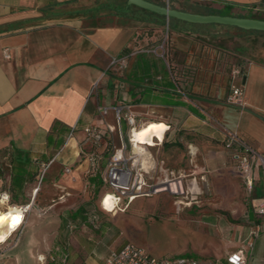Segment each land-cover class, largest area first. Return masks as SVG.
Masks as SVG:
<instances>
[{"label": "crops", "instance_id": "crops-1", "mask_svg": "<svg viewBox=\"0 0 264 264\" xmlns=\"http://www.w3.org/2000/svg\"><path fill=\"white\" fill-rule=\"evenodd\" d=\"M150 1L199 14L264 20V0ZM130 6L127 1L117 6L106 0H0V163L10 159L13 167L12 174L0 175V192L7 191L12 197L3 188L5 180L13 189H21L38 170L39 161L47 163L49 178L62 187L58 204L65 205L59 219L67 235L56 247L65 256L63 264H106L111 251L129 242L157 257H190L186 254L191 253V257L211 264H232L229 255L243 249L257 224L263 230L253 249H245L244 255L246 264H264V215L255 210L264 199L260 166L254 170L252 198L229 196L230 204H241L234 217L246 223L230 228L233 241L218 253L169 242L192 216L171 213L160 223L168 231L150 232L136 242L124 234L127 227L134 226L135 214L119 210L110 215L102 208L101 197L108 187L107 161L98 153L103 146L91 148L86 127H98L102 142L110 138L115 146L109 132L122 137L123 127H129L124 116L118 120L113 108L104 115L102 107L125 104L135 114L138 127L159 121L163 132L167 129L164 152L159 148L153 154L157 163L163 156L177 171L199 168L222 179L224 186H244L235 151L224 145L229 132L238 133L264 156V31L175 18L159 21L155 15ZM166 28L170 31V54L162 52L159 40ZM210 40L229 49L219 51L226 60L216 67L215 75L211 67L196 69L198 58L192 51L208 48ZM6 49L10 57H6ZM124 55L131 59V66L123 75L111 67V61ZM237 67L243 73L233 77ZM195 73L202 82L195 87L189 81L180 85L179 75ZM219 75L221 78L215 79L218 84L212 86L211 77ZM234 84L244 89L242 107L229 102ZM19 172L25 174L21 185ZM86 174L98 200L84 209L73 199L88 201ZM36 189L33 197L39 192L34 194ZM168 199H149L141 213L172 212L174 206H167ZM155 226L158 229L159 224Z\"/></svg>", "mask_w": 264, "mask_h": 264}, {"label": "rangeland", "instance_id": "rangeland-1", "mask_svg": "<svg viewBox=\"0 0 264 264\" xmlns=\"http://www.w3.org/2000/svg\"><path fill=\"white\" fill-rule=\"evenodd\" d=\"M106 3L111 5H124L125 0H106ZM169 32L164 29L159 37L160 42H163L161 49L162 52L170 54L171 47L169 42ZM218 41V40H217ZM211 44L209 49L206 47L189 48L193 51V54L198 58L196 69H204V67H211L213 75L216 74L219 65L225 62L219 51L228 52L229 49L220 48L214 43V40L208 41ZM216 45V46H214ZM213 49V50H212ZM226 49V50H225ZM192 53V52H191ZM203 62V64H201ZM131 66V59L128 60V67L124 71H120V74H127ZM219 74V73H218ZM211 84L215 86L219 81L215 79L221 78L219 76L211 77ZM178 81L182 87L189 81L192 86L195 87L196 83L201 81L196 73L195 75L182 74L178 76ZM193 87V88H194ZM109 135L113 137L116 146H120L124 140L128 141L129 127L123 129V138L116 133L115 136L112 132ZM163 144L159 146L150 147V151L153 154L161 150L164 152ZM160 164L158 174L165 177L169 173L170 178L182 177V184L178 187L179 193L173 194L170 190H165L152 195L139 196V198L133 203L130 208L126 209V212L134 217V226L127 227L125 229V235L130 240L138 242V240L145 239L149 236L150 232L158 231L159 233L168 231L161 227V222L164 219L170 218L171 213L182 215L183 217L192 216L190 220H184L187 226L177 230L176 234L171 236L169 242H173L175 245H190L195 249L209 250L212 253H218L222 251L226 245L232 243V236L229 235L230 228L236 225H243L246 222L237 220L234 215L237 211V207L241 204H230L229 196L238 195L244 198H252L247 195L244 186L240 188H233L224 186L222 179H218L217 176H212L205 171L193 167V170H188L187 167H182L181 170H175L171 167L170 163H166L163 156L159 157ZM162 160L164 163H162ZM47 164V163H46ZM42 163L37 164L38 170L29 177L27 183L23 188H16L8 186L5 180L3 188H7L11 194V205L8 208L0 209V214L4 217L0 220V264H57L60 262L63 264L65 256L62 251L56 247L64 243L67 235L66 230L61 223L59 216L65 211V205H59L61 198L62 187L55 185L49 178L48 166ZM164 165L165 171L162 169ZM0 175L5 178L12 174V165L10 159H5L0 163ZM210 175V176H209ZM89 175L86 174L84 181L86 182V195L88 201L80 203L82 197H77L73 201L77 203L78 207L87 208L91 203H95L98 196L95 193V187L89 181ZM196 182V185L192 182ZM38 187L37 197L32 196L33 188ZM40 188V189H39ZM168 197L167 206L173 205L172 212H153L142 214L145 212L143 209L144 204L149 202V199H153L156 196ZM33 201L31 208L22 215L18 216V224L16 226L11 223L12 214L9 212L12 209L20 210V208L13 207V204L25 205ZM182 201V202H179ZM75 206V207H77ZM145 207V206H144ZM140 209V210H139ZM176 209V210H175ZM113 212H110L112 215ZM155 214V215H154ZM159 224L158 229H155V225ZM19 228V229H18ZM18 229V230H17ZM17 230V231H16ZM15 231L6 241L10 232ZM170 231V230H169ZM170 238V235H168ZM188 256L193 254L188 253ZM190 256V257H191ZM66 262V260H64ZM65 264V263H64Z\"/></svg>", "mask_w": 264, "mask_h": 264}, {"label": "built area", "instance_id": "built-area-1", "mask_svg": "<svg viewBox=\"0 0 264 264\" xmlns=\"http://www.w3.org/2000/svg\"><path fill=\"white\" fill-rule=\"evenodd\" d=\"M168 3L171 0H166ZM6 57H10L9 52L5 51ZM129 56L114 57L111 61V67L117 71H124L128 67ZM243 70L239 67L233 70V77L240 76ZM245 93L241 85L234 84L229 97V102L237 105H245ZM110 108L115 110L118 120L124 116L129 125L128 141L120 146L113 148V153L106 167L105 181L108 190L101 197V206L105 211L117 212L125 211L129 204L139 196L152 195V193L161 192L160 189L170 190L173 194H178V187L182 184V177L170 178L169 173L162 177L158 174L159 165L152 153L150 147L159 146L162 140L157 134L152 135V142L146 140L143 143L137 141L134 136V130L137 126L135 114L130 111L125 104L115 105L113 107H102L101 112L105 115ZM164 130V134L166 132ZM113 130V129H111ZM87 141L94 144L102 142L103 135L98 127H86ZM123 138V135H122ZM143 148H139V146ZM225 146L234 149V158L238 162L241 171L242 180L247 195L252 196L255 191L256 166H260L264 175V156L260 155L251 145L240 138L238 133L229 132L225 139ZM69 171L70 169H66ZM192 184H194L192 182ZM109 198L111 207H107L106 200ZM11 205V195L7 191L0 192V209L8 208ZM16 205V204H13ZM26 205V204H25ZM23 207L24 205H19ZM29 210V209H28ZM28 210H25L27 212ZM257 213L264 215V199L255 207ZM263 228L260 224L255 225L250 231V238L246 240L243 249L229 255L228 260L232 264H246L244 255L245 249H253L255 239L261 234ZM106 264H211L206 260L178 256V257H157L152 255L144 247L129 242L118 251H111L105 258Z\"/></svg>", "mask_w": 264, "mask_h": 264}, {"label": "water", "instance_id": "water-1", "mask_svg": "<svg viewBox=\"0 0 264 264\" xmlns=\"http://www.w3.org/2000/svg\"><path fill=\"white\" fill-rule=\"evenodd\" d=\"M128 5H136L143 9L164 15L167 18H175L186 22L199 24H223L237 26L243 29H252L264 31V20L238 17L230 15L217 14H199L190 11L180 10L170 7L169 5H161L150 0H127ZM264 120V118H263Z\"/></svg>", "mask_w": 264, "mask_h": 264}, {"label": "bare ground", "instance_id": "bare-ground-1", "mask_svg": "<svg viewBox=\"0 0 264 264\" xmlns=\"http://www.w3.org/2000/svg\"><path fill=\"white\" fill-rule=\"evenodd\" d=\"M154 134H157L159 139H161L162 141L164 140V132H163V129H162L159 121H149V122L145 123L143 126H141L139 129L134 130L135 139L137 141L142 142V143L144 141L148 140V141H150L151 144H155L154 142H152L153 140L151 139L152 135H154ZM137 146H139V144H137ZM139 148H143V146H139ZM164 189L165 188H162V189H160V191H164ZM37 190L38 189L35 190L34 194L36 193ZM179 202H182V201H179ZM31 205H32L31 203L26 204L23 207L15 205V206H18L20 208V210L11 209V211L9 212L10 214L13 215L11 218V223H13L14 218L18 219V216L22 215L23 212L26 213L25 210L30 209ZM106 205H107V207H111L109 198L106 200ZM3 217H4V215L0 214V220ZM17 224H18V222L15 223L14 226H16Z\"/></svg>", "mask_w": 264, "mask_h": 264}, {"label": "trees", "instance_id": "trees-1", "mask_svg": "<svg viewBox=\"0 0 264 264\" xmlns=\"http://www.w3.org/2000/svg\"><path fill=\"white\" fill-rule=\"evenodd\" d=\"M125 1H127V0H125ZM130 7H135V8H137V9H139V10L145 12V13L155 15L156 17L159 18V21H165V19L167 18V17L164 16V15H160V14H158V13H154V12H152V11H149V10L143 9V8L138 7V6H136V5H131ZM123 128L126 129L127 126H124ZM224 145H225V140H224ZM99 146H103V150L100 151V152L98 151V153H100V155H103V159H104L105 161H107V164H108V161H109V159H110V157H111V155H112V153H113L114 143L112 142V140H111L110 138H107L106 141L101 142V143L98 144V145H97V144H94V143H91V148H92L93 150H97V149H99ZM18 176L20 177V178L18 179V185H21V181H22V179L25 177V174L19 172V173H18ZM101 179H102V178H101ZM99 183H101V185H102V183H103L102 180H101V181L99 180ZM107 190H108V187H106L105 191H107ZM11 203H12V201H11ZM16 205H17V204H16ZM14 206H15V205H14ZM18 206H19V205H18Z\"/></svg>", "mask_w": 264, "mask_h": 264}, {"label": "snow or ice", "instance_id": "snow-or-ice-1", "mask_svg": "<svg viewBox=\"0 0 264 264\" xmlns=\"http://www.w3.org/2000/svg\"><path fill=\"white\" fill-rule=\"evenodd\" d=\"M18 222V220L17 219H13V225H15V223H17Z\"/></svg>", "mask_w": 264, "mask_h": 264}]
</instances>
